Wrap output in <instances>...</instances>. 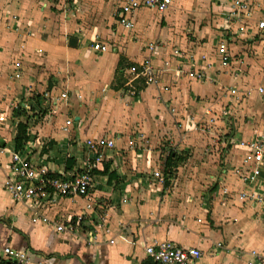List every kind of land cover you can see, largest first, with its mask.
I'll use <instances>...</instances> for the list:
<instances>
[{"label": "crops", "instance_id": "obj_1", "mask_svg": "<svg viewBox=\"0 0 264 264\" xmlns=\"http://www.w3.org/2000/svg\"><path fill=\"white\" fill-rule=\"evenodd\" d=\"M230 1L172 0L162 14L140 8L132 15L134 26L125 29L117 17L118 0H44V8L55 7L61 10V17L58 18L60 23L52 25L55 30L51 29L52 33L48 37L60 31L62 36L75 39L76 44L62 47L61 51L56 50L53 43L41 40L40 46L47 55L41 48L37 56L30 57L21 49L16 54L21 56L23 53L21 58L26 62L21 63L17 59L13 61L14 64L8 53L13 48L7 47L6 42L8 37L15 36L14 30L20 29L23 19L16 13L6 18L5 11L0 14L2 23L5 19L12 22L10 29L0 26V81L19 86L17 90L3 92L4 87L0 85V98H4L3 105H9L17 96H21L22 110L31 113L28 132L33 139L26 143L25 149L50 174L64 173L67 177L78 172V168L82 169L87 155L84 145L86 139L108 137L114 140V148L96 170L102 171L103 164L110 162V170L116 173L111 183H107V176L93 175L95 186L106 190L94 192L88 205L90 208H85L87 203L80 198H62L56 199L44 210V215L51 221L75 220L77 216H82L84 231L92 228L94 223L97 225L102 217L105 220L100 225L108 228L109 233H104L100 228L96 242L88 244L82 234L57 232L54 224L42 223L39 217L33 216L30 210L32 207L15 203L3 189L4 179L9 172L6 151L12 149L17 123L26 122L27 116L26 119H15L13 123L7 122L6 114L0 112L5 117L0 123V258L5 257L2 249L8 246L19 251H30L26 252L30 264H140L148 259L144 252L146 244L166 240L177 246L199 249L202 256L194 264H247L251 260L255 264H264V261L257 263L259 258L252 256L254 252L264 258V223L258 215L259 209L251 203L252 207L246 204L245 209L228 206L230 196L234 197L242 188L240 179L231 170H227L228 174L224 173L227 180L231 181L230 185L226 183L224 186L231 191L228 189L229 195L220 200L221 207L216 204L209 209L184 210L177 208L176 203H171L169 196L162 195L163 187L152 175L157 170H151L154 165L152 146L159 144L158 135L164 130V124L160 121L164 118L171 124L159 100L172 98L174 103H183L187 101L189 92L200 95L201 91L195 89L197 82L212 73L215 75L220 68L218 65L207 68L199 59L201 55L214 59L213 47L220 37L226 40L231 56L227 69L236 68L237 71L233 74L230 71L227 76L222 74L219 83L247 82L246 79H250L249 73L254 71L253 75H258L256 85L264 87V35L257 31L254 23L264 6V0H245L251 6L252 17L239 22H231L226 18ZM48 22L45 25L47 31L50 28ZM186 28L196 39L190 45L184 43L183 37L188 33ZM131 31L137 32L134 37L128 35ZM204 38L208 39L205 46L215 40L209 48L210 53L199 42ZM92 41L108 43L113 50L98 53L92 50ZM148 44L158 46V55L152 56L149 53L146 47ZM175 50H181L183 57L178 55L180 58L188 59L175 57ZM64 53L68 59L70 57L73 60L68 61L72 72L69 71L71 75L64 83L70 90H58L51 86L41 88L39 82L44 81V76L48 74V58L53 55L55 58L64 56ZM190 56L194 62L190 61ZM146 58L152 59L154 66L159 67L161 83L158 86H137L141 88L136 96H132L126 87L132 83V79H126L127 75L130 76L127 70ZM120 61V76L124 78V83L122 88L115 90L113 87ZM190 68L205 70L206 77L201 80L188 77L186 71ZM246 69H249L248 74L242 73ZM10 72L12 75L18 72L19 77L9 79ZM207 84L209 94L214 87L210 82ZM162 86L164 90H161ZM61 91H67L70 98L67 104L60 105L68 107L72 115L69 118L68 111L61 113V125L58 122L55 124L61 129L66 119H72L73 123L67 132L49 126L50 146L42 152L34 129L36 112H47L48 107H52L44 100L43 93L49 92L56 96ZM33 92L40 94L39 105ZM77 95L81 99H77ZM16 108L18 112L19 107ZM99 110L101 113L98 115ZM156 116L158 120H155ZM50 117L47 115L45 119ZM256 133L264 136V127L242 133L240 140H247ZM233 150L228 156L232 163L230 169L233 165H240L243 157V151L235 147ZM68 156L75 158V165L70 170L65 169ZM260 178L264 179V167L261 168ZM217 199L219 196L213 198L214 201ZM64 200L80 201L81 205L78 209L63 208ZM238 205L243 208L245 204L239 202Z\"/></svg>", "mask_w": 264, "mask_h": 264}, {"label": "rangeland", "instance_id": "obj_2", "mask_svg": "<svg viewBox=\"0 0 264 264\" xmlns=\"http://www.w3.org/2000/svg\"><path fill=\"white\" fill-rule=\"evenodd\" d=\"M43 3L44 0H0V14L5 11V18L16 13L23 20H31V22L22 20L20 29H13L15 36L13 37L12 35V37H8L9 39L6 42L8 46H5L13 48L11 52L8 51L12 64H14L13 61L17 59L21 61V63L26 62L23 57L21 58V56L24 55L23 53L21 56L16 54V52L18 53L21 49V51L29 54L30 57L34 55L37 56L41 48V50L44 51L43 47L40 46L41 40L53 43L56 50L60 49L63 51L62 47H68L69 37L65 35L62 36L60 31H56V33L53 32V34H50V37H48V34L52 33L51 29L52 31L55 30L52 25L60 23V19L58 18L61 17V15H59L61 10H57L55 7H50L49 9L44 8L42 6ZM45 14L47 15L45 16ZM47 21H49L48 25L50 27L48 31L47 27H45ZM0 22V26L3 28H12V22H10V20L5 19L3 23L0 20ZM187 25H189L188 21ZM186 30L188 31V28H186ZM136 33V31H131L128 35L134 37ZM183 38L184 43L188 45L196 40L189 31ZM207 40L208 39L204 38L199 40V42L203 44L204 50L208 49L206 52L210 53L211 50L209 48L211 45H214L215 40L213 43L209 42V45L205 46L204 43ZM10 45H12V47ZM27 54L26 56H28ZM44 54L47 55L45 51ZM173 55L178 58L183 57L181 50H179L178 54L175 53ZM55 57L53 55L52 58H48L46 63L48 65V74L44 76V81H40L39 84L43 89H47L49 86L58 90L69 89L64 83L68 76L71 75L70 72H72L71 65H69L68 61L72 62L73 60L70 59V57L68 59L66 54L57 58ZM180 59L185 60L188 58ZM189 59L191 62L193 61L192 56H190ZM0 60H2V58H0ZM199 62L201 61L199 60ZM45 66L44 64L43 67ZM227 67H219L220 69L215 75L212 73L203 80L204 82H197V86H195L196 91H201L205 94L199 92L200 95H197L189 92L187 94V101L183 103L182 101L174 103L170 97V100L167 101L159 100L163 105V109L165 108L164 110L167 116L171 119V124L167 123L164 118L160 121L164 124V130L158 135L159 144L155 147L154 145L152 146L154 156L151 158L154 160V165L151 170L155 168V170L159 171L161 174V178L154 179L163 187L162 195L166 194L169 196L171 203H176V207H180L183 210L196 208L209 209L216 204L218 207L222 206L220 200H222L223 197L219 195V190L222 185L224 186L226 183H228V185L231 184V181L227 180V175H225L223 171L224 169H226V172L227 170H231L229 165L232 163L228 160V156L234 152V143L240 141L242 133L253 131L256 127H264V87H262L263 93L259 94V96H256L255 92V89L258 87V84L256 85L258 75H253V71L249 73L248 76L250 79H246L247 82H226L221 84L218 79H220L222 74L227 76L228 72L231 71L233 74L234 71H237L236 68L227 69ZM37 70L40 71L39 69ZM192 70L193 69L190 68L189 71ZM34 71L36 72V70ZM189 71H186V73ZM248 72L249 69L245 71L242 70V73L248 74ZM261 73L262 70L260 71V74ZM159 74L160 70L157 66V77ZM54 75H57V78ZM8 78L12 79V73ZM126 79H132L131 86H126L129 90L128 92L131 93L132 96L138 91L135 88L136 86H148L141 82V79L134 80L132 75H127ZM118 80L124 83V78H119ZM207 82H210L214 87L213 92L209 94ZM160 83L161 81L158 77L156 86ZM0 85L4 87L3 92L19 89V86H12L6 84L4 81H0ZM231 88L236 89L237 92L235 96L228 93ZM161 90H164L163 86ZM33 94L40 97L39 92H33ZM22 99L21 96H17L15 101L11 102V104L8 105L5 103V105H3L2 102L4 98H0V112L6 114L7 122L15 123V119L17 121L26 119V116L31 114L27 110H22L24 114L22 117L20 116L21 118L15 116L14 110L17 109L16 107H19V110L23 109V106L20 105ZM178 104L181 105L179 106ZM5 106H7V109H5ZM48 108L49 111L46 112V115L42 114V110L36 112L34 125L36 139L38 140V145L41 147L42 152L47 151L50 146L49 143L51 139L49 136L51 134L49 126L54 127V130H62L59 129L61 125L59 117L61 113H66V111H68V107L64 108V106L60 104ZM100 113L101 111L99 110L98 115ZM47 115L53 117V119L51 117L45 119ZM71 115V112L68 111L67 116L71 118ZM156 119L158 120L159 117L157 118L156 116L155 120ZM56 122H58L59 126L55 124ZM160 122L154 121V123ZM59 136H61V134ZM169 152L175 153L179 157V162L177 166L172 167V169L165 173L163 163ZM236 153L238 154L239 152ZM228 173L229 172H227V174ZM228 189L231 191L230 188ZM98 190L106 189L96 185L93 192H97ZM204 195L206 198H204ZM215 196H219V199L216 201L213 200ZM229 199L231 200L228 202V206L230 207H237L239 209H245L247 205L252 207V205L249 204L250 202H245V205L241 208L238 205L240 201L237 200L235 196H230ZM233 199L239 202H234ZM64 201L63 208L78 209L81 205L80 201Z\"/></svg>", "mask_w": 264, "mask_h": 264}, {"label": "built area", "instance_id": "obj_3", "mask_svg": "<svg viewBox=\"0 0 264 264\" xmlns=\"http://www.w3.org/2000/svg\"><path fill=\"white\" fill-rule=\"evenodd\" d=\"M117 17L120 24L125 29H131L134 26L132 15L140 8L154 10L160 14L164 13L171 5L172 0H118ZM251 6L245 0H231L226 11V18L231 22H239L251 17ZM15 20L16 17L14 16ZM255 28L258 32L264 35V6L260 9V14L255 20ZM227 42L223 37H220L213 47L214 59H207L205 55L199 59L205 63L207 68L214 65L219 67H227L231 56L227 49ZM92 50L98 53H107L113 48L108 43L92 41ZM147 50L152 56L158 55V46L148 44ZM178 54L179 50H175ZM194 62V61H193ZM133 79H141L147 85H157L158 77L156 75V67L152 59L146 58L139 65H132L127 70ZM188 77L201 80L206 77L205 70L197 69L187 72ZM19 73L16 72L12 78H18ZM257 93L262 94L263 88L257 87ZM236 89H229V94L236 95ZM44 100L52 106L58 104H67L69 94L67 91H61L58 95L52 96L49 92L43 93ZM81 99L80 95L76 96ZM5 120L3 115H0V123ZM73 120L66 119L64 126L61 128L67 132L72 126ZM84 145L87 149V155L84 159V165L81 171L75 172L67 177L64 173L58 174V177H52L48 170L41 165L36 158L32 157L28 149H23L19 152L14 149H8L6 153L9 157V172L3 182V189L15 203H22L32 207L33 216L40 218L42 223H52L57 232L60 233H75L82 234L88 244L96 242L98 230L104 233H109V229L101 224L104 223V218H99L97 225L94 223L92 228L83 229L81 224L82 216L63 220L51 221L44 215V210L56 199L62 198H80L84 200L85 208H90L89 202L94 196L95 182L93 179V171L98 168L103 162L104 157L114 148V140L108 137L99 136L93 139H86ZM234 147L243 151V157L240 165H233L231 171L236 175L242 184V188L234 195L237 200L242 203L250 202L258 211V215L262 217L264 223V179L260 178L261 168L264 167V136L262 134H254L247 140H240L234 143ZM4 150V149H3ZM226 173L224 170L223 173ZM154 178H161L159 171L152 172ZM219 195L227 197L229 191L222 186L219 190ZM125 201V200H123ZM42 210V211H41ZM92 225V224H91ZM113 242L112 239L109 240ZM220 245V243H218ZM5 256L9 257L17 264H30V260L26 252L12 249L5 246L2 249ZM146 256L155 264H194L202 253L195 247H181L173 244L171 241H154L144 246ZM252 256L259 258L257 263L264 261L263 257H259L254 252ZM41 264V263H40ZM247 264H255L254 260Z\"/></svg>", "mask_w": 264, "mask_h": 264}, {"label": "trees", "instance_id": "obj_4", "mask_svg": "<svg viewBox=\"0 0 264 264\" xmlns=\"http://www.w3.org/2000/svg\"><path fill=\"white\" fill-rule=\"evenodd\" d=\"M119 67L116 70V76H115V85H114V89L117 90L119 88L123 87V83L121 81H119L118 79H121L120 76V71L122 69V67H120L121 65V61L118 63ZM141 82H143L141 80ZM136 90H139V88L141 87H135ZM136 96V94H135ZM37 99V105H39V100H38V95L36 96ZM24 111V110H23ZM21 110H19L18 112H15L16 115L21 116L24 114V112ZM41 111V110H40ZM46 111L42 110V114H45ZM32 116L27 115V121L26 122H18L17 126H16V133L12 139V149H14L15 151L19 152L21 150H23L25 148L26 143L33 139V137H31V135L28 132V128L30 127V122H31ZM179 162V157L173 153V152H169V154L166 156L164 163H163V169L165 171V173L172 169V167L177 166ZM75 165V158L73 156H68L67 159L65 160V169L66 170H70L73 166ZM82 169H79L77 171H81ZM94 174H99V175H103V176H107V183H111L112 179L116 178V173L115 170H110V162H105L103 164V170L102 171H97L94 170L93 171ZM52 177H58V174H50ZM27 252V251H26ZM27 253H30L27 252ZM49 256V255H48ZM0 264H17L15 261H13L12 259H10L9 257L5 256L0 258ZM140 264H155L154 262H152L149 258L146 259L145 261H142Z\"/></svg>", "mask_w": 264, "mask_h": 264}, {"label": "water", "instance_id": "obj_5", "mask_svg": "<svg viewBox=\"0 0 264 264\" xmlns=\"http://www.w3.org/2000/svg\"><path fill=\"white\" fill-rule=\"evenodd\" d=\"M75 44H76L75 39H69V45L75 46Z\"/></svg>", "mask_w": 264, "mask_h": 264}]
</instances>
